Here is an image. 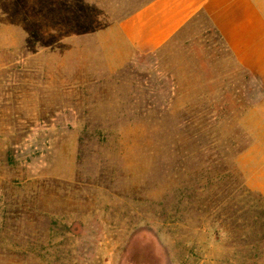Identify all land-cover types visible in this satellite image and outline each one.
I'll return each instance as SVG.
<instances>
[{"label": "rangeland", "instance_id": "374dc122", "mask_svg": "<svg viewBox=\"0 0 264 264\" xmlns=\"http://www.w3.org/2000/svg\"><path fill=\"white\" fill-rule=\"evenodd\" d=\"M149 1L0 0V264H264V91L204 15L99 38Z\"/></svg>", "mask_w": 264, "mask_h": 264}, {"label": "crops", "instance_id": "0c3cea01", "mask_svg": "<svg viewBox=\"0 0 264 264\" xmlns=\"http://www.w3.org/2000/svg\"><path fill=\"white\" fill-rule=\"evenodd\" d=\"M199 15L208 19L235 64L257 79L264 91V0H151L99 38L105 34L117 39L132 54H151ZM251 178L248 187L264 195V161Z\"/></svg>", "mask_w": 264, "mask_h": 264}, {"label": "trees", "instance_id": "16d2710c", "mask_svg": "<svg viewBox=\"0 0 264 264\" xmlns=\"http://www.w3.org/2000/svg\"><path fill=\"white\" fill-rule=\"evenodd\" d=\"M259 87H260V84H259ZM260 92H261V97H262L263 90L260 89ZM263 95H264V94H263ZM261 97H260V98H261ZM259 219H260V221H261V220H264V215L261 214V215L259 216ZM258 226L260 227L261 230H264V224H262V225H258ZM213 229L216 230L215 227H213ZM219 231H220L219 229L216 231L217 234H219ZM260 233L262 234V231H261Z\"/></svg>", "mask_w": 264, "mask_h": 264}]
</instances>
